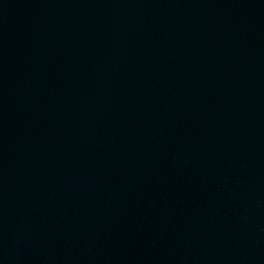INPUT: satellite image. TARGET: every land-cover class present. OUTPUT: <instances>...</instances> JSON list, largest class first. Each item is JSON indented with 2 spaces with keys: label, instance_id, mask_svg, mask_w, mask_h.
I'll return each mask as SVG.
<instances>
[{
  "label": "water",
  "instance_id": "1",
  "mask_svg": "<svg viewBox=\"0 0 264 264\" xmlns=\"http://www.w3.org/2000/svg\"><path fill=\"white\" fill-rule=\"evenodd\" d=\"M0 264H264V0H0Z\"/></svg>",
  "mask_w": 264,
  "mask_h": 264
}]
</instances>
